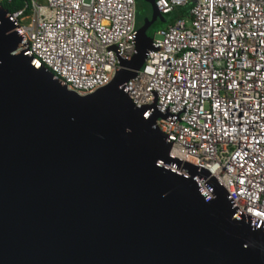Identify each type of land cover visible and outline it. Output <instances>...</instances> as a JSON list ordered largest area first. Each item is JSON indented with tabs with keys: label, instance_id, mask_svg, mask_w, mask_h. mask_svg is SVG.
Here are the masks:
<instances>
[{
	"label": "water",
	"instance_id": "95a60500",
	"mask_svg": "<svg viewBox=\"0 0 264 264\" xmlns=\"http://www.w3.org/2000/svg\"><path fill=\"white\" fill-rule=\"evenodd\" d=\"M145 1L134 58L85 97L17 53L0 7V264H264V228L234 218L215 182L205 201L160 167L174 162L166 137L120 88L161 16Z\"/></svg>",
	"mask_w": 264,
	"mask_h": 264
},
{
	"label": "built area",
	"instance_id": "2783aa9c",
	"mask_svg": "<svg viewBox=\"0 0 264 264\" xmlns=\"http://www.w3.org/2000/svg\"><path fill=\"white\" fill-rule=\"evenodd\" d=\"M37 1L3 8L5 18L20 38L17 53L67 91L93 94L131 61L134 0ZM186 5L189 20L159 29L141 69L120 88L166 137L174 162L160 167L192 179L205 201L216 197L215 182L234 218L264 228V0L154 2L161 16Z\"/></svg>",
	"mask_w": 264,
	"mask_h": 264
},
{
	"label": "rangeland",
	"instance_id": "374dc122",
	"mask_svg": "<svg viewBox=\"0 0 264 264\" xmlns=\"http://www.w3.org/2000/svg\"><path fill=\"white\" fill-rule=\"evenodd\" d=\"M87 2L89 0H86ZM135 1V28L138 29L141 27L144 23L145 19H149L150 13H151V7L148 5V3L145 0H134ZM38 5L46 6L45 0H38ZM3 8V5H0ZM189 5H186L185 7H182L180 9L175 10L176 12H173L169 16H160L159 19L156 21V23L145 33V38L147 39V42L151 41V39L158 38L155 33L161 29L166 27L167 25L171 24L173 20L176 18V16H179L182 19L189 20ZM136 52L134 53L133 57L135 56ZM131 58V59H132Z\"/></svg>",
	"mask_w": 264,
	"mask_h": 264
},
{
	"label": "trees",
	"instance_id": "16d2710c",
	"mask_svg": "<svg viewBox=\"0 0 264 264\" xmlns=\"http://www.w3.org/2000/svg\"><path fill=\"white\" fill-rule=\"evenodd\" d=\"M25 1H26V0H12L10 4L3 3L2 5H3V8H4L7 12L11 13V12H15V11L20 10V9L23 7ZM188 7H189V6H188ZM176 10H177V9H176ZM174 12H176V11H174ZM172 13H173V12H172ZM172 13H171V14H172ZM171 14H170V15H171ZM177 18H180V17H179V16H176L175 19H177ZM175 19H174V20H175ZM174 20H173V21H174Z\"/></svg>",
	"mask_w": 264,
	"mask_h": 264
}]
</instances>
